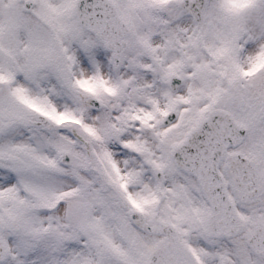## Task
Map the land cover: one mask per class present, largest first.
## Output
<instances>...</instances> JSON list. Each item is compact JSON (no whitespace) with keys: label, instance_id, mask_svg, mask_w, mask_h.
<instances>
[{"label":"snow or ice","instance_id":"1","mask_svg":"<svg viewBox=\"0 0 264 264\" xmlns=\"http://www.w3.org/2000/svg\"><path fill=\"white\" fill-rule=\"evenodd\" d=\"M0 264H264V0H0Z\"/></svg>","mask_w":264,"mask_h":264}]
</instances>
